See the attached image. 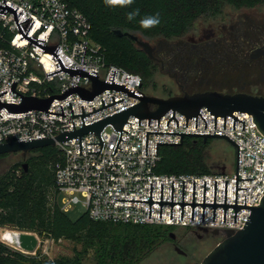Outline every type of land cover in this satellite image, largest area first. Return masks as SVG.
<instances>
[{
	"label": "built area",
	"instance_id": "1",
	"mask_svg": "<svg viewBox=\"0 0 264 264\" xmlns=\"http://www.w3.org/2000/svg\"><path fill=\"white\" fill-rule=\"evenodd\" d=\"M6 3L18 8V21L27 17L35 19L28 35L38 39H46L45 45H61L57 54L60 55L66 66L82 69L87 72H98V78L109 81L112 70L116 71L114 83L126 85L127 88L142 91L143 78L141 75L131 73L116 65H107L104 61L102 46L90 36L92 23L79 9L70 6L68 0H6ZM0 4L5 5L3 0ZM0 23L10 33V38H3L7 46L0 45V96L1 102L20 105L23 97L13 92L14 81L17 82L15 90L24 96H32L39 99L49 98L53 95H62L73 85L93 90V80L83 75H71L65 70L48 75L60 70L58 59H54L50 52H44L38 46L30 47V42L21 38L14 13L10 10L4 14L0 12ZM119 101L95 113L84 117L86 126L109 115L121 111L140 102L137 97L129 96L115 89H105L97 94L92 101L83 99L77 92L65 99H57L51 103L49 111L66 114V116L46 112L40 109H31L25 112H10L6 107H0V145L9 142H22L43 137H56L66 130L74 131L72 122H75L76 130L84 127L82 115L73 117L74 114H86L105 105ZM63 106V109H62ZM151 106L152 110L156 107ZM174 110L167 111L159 119L129 117L122 132L120 145L114 154L120 139L121 132L115 130L112 125H107L101 136L105 142L102 152L100 137L94 133L82 136L83 155H80V137L69 141H57L63 154V160L56 164L55 177L59 194L66 193L62 210H67L73 203L82 202L89 215L94 220L112 221L128 224H163L178 227H188L193 230L208 231L219 230L225 237L226 230L238 231L245 227L252 209H240L237 212L235 222V208L228 207L226 223H224L225 209L216 207L215 221L214 207L196 205L194 208V220H192V205L175 204L173 206V219H171L172 205L164 203L162 218H160L161 205L148 202L119 201L121 199L148 200L151 195V183H153L152 199L161 201L162 183L163 201L172 202V190L174 183V202H183V181L185 180V202H193L194 181H196L195 203H204V181L206 184V203H214L215 181H217V202L225 203L226 181L227 204L236 203V170L231 173L228 167L213 173L203 174H164L156 172L160 161V151L166 145L159 144L157 155V142L183 143L186 138L203 139L204 135H181L148 133V146L146 154L147 131L160 132H188V133H215L226 134L240 145L239 178H254V180H238V204L258 206L264 198V134L249 112L234 111L233 115L243 122L227 115L226 129L225 116H217V128H214L215 115L206 107L200 109L198 114V127L196 116L188 119L175 110L173 118L168 126V121L173 117ZM207 121V127L206 121ZM214 137V136H208ZM223 137V136H219ZM126 140V141H125ZM237 157H238V146Z\"/></svg>",
	"mask_w": 264,
	"mask_h": 264
},
{
	"label": "trees",
	"instance_id": "2",
	"mask_svg": "<svg viewBox=\"0 0 264 264\" xmlns=\"http://www.w3.org/2000/svg\"><path fill=\"white\" fill-rule=\"evenodd\" d=\"M68 1L71 7L81 10L92 23L90 36L102 46L105 63L139 74L146 80L153 74L155 61L131 37L118 36L115 30L140 35L149 41L160 38L173 39L184 35L202 16L223 11L227 7L239 9L264 2V0ZM3 38H10V33L0 23V45L7 46ZM207 142L188 137L182 144L163 146L156 172L213 173L214 171H208L209 167L202 152V143ZM28 154L29 157L25 159L28 170L23 162L21 177L14 174L13 170L0 176L1 227L26 229L30 224L40 234L65 232L81 234L85 247L93 252L91 259L94 264H140L158 244L168 237L172 238L173 229L178 227L94 220L88 211L78 219L72 220L58 202L55 170L56 164L63 160L60 148L46 146L33 149ZM5 251L10 252L0 244V260L6 258L3 256ZM13 254L24 258L20 253ZM40 263L76 264L72 260Z\"/></svg>",
	"mask_w": 264,
	"mask_h": 264
},
{
	"label": "water",
	"instance_id": "3",
	"mask_svg": "<svg viewBox=\"0 0 264 264\" xmlns=\"http://www.w3.org/2000/svg\"><path fill=\"white\" fill-rule=\"evenodd\" d=\"M5 5L0 4V12L6 14L9 10L14 13L15 21L18 24V31L21 32V38H25L30 42V47L38 46L44 52H50L53 55L54 59H58L60 66V70L52 72L48 74L49 76L60 71L65 70L66 72L70 73L71 75H83L93 80V90L89 91L84 87L75 86L73 85L67 91H65L62 95H53L49 98L39 99L32 96H24L23 94L19 93L15 90L17 82L14 81L12 90L15 93L20 94L23 97V101L20 105L14 103H5L1 102L0 100V107H6L10 112L18 113V112H25L31 109H40L46 112L55 113L59 115L66 116L63 113L49 111V107L51 103L54 101L55 98L57 99H65L69 95L74 92L80 94V96L85 99L92 101L94 97L104 91L105 89H115L118 91H123L125 94L129 96L137 97L140 99L139 103H136L130 107H127L121 111H118L112 115H109L101 120H98L92 124L86 126L84 117L95 113L101 109H104L110 105H113L119 101H115L113 97V103L109 105H105L104 99L103 105L104 107L99 108L96 110L93 107L92 112L86 114L84 106L83 107V114H74L72 103H70L71 110L73 117L82 115L84 127L81 129L76 130L75 122L73 123L74 131L66 130L63 133L57 135L56 137H43L32 139L28 141L22 142H9L0 145V155L4 154H13V153H22L24 159H26L27 154L32 151L33 149L43 148L46 146H56L57 141L66 142L75 137H80V155H83V141L82 136L87 133H94L95 135L100 137L101 143H88L90 144H102L100 151H93L89 152V154H99L102 152L104 147V140L101 136V133L105 130L107 125H112L116 131L121 132L119 142L117 147L114 151H116L120 145L122 139V132L124 125L126 122L132 124L128 121L129 117L136 116L140 118L139 125L141 123V118H149L148 125H150L151 118H158L160 126V117L164 115L169 110H174L173 117L168 121V126L170 121L174 118L177 121V127L179 126V121L175 118V110L179 111L183 115L187 117V126H188V119L196 116V127H198V114L201 115L200 109L206 107L212 114L215 115V122L214 128H217V116H225V129H226V120L227 115H230L234 118V129H235V121L243 122V129H245V121L238 119L235 115H233L234 111L240 112H249L254 116V120L258 125L261 132L264 134V96L263 95H253L245 92H238V93H225L221 91H203V92H195V93H185L183 95H175L170 96L168 98H161L152 95H148L145 92L137 91L131 88H127L126 85L121 83H114V78L116 75V71L112 70L111 76L109 81H102L98 78V72L93 70V73L87 72L82 69H77L78 66L75 68L66 66L60 57L57 54L60 44L47 46L45 45L46 39H38L31 37L28 35L31 27L33 26L35 19L31 22L32 17H27L22 21H18L19 14L18 8L11 4L6 3V0H3ZM115 33L118 36L128 35L131 37L137 44L140 46L151 58H153V47L151 44L143 39H141L138 35L130 33V32H123L122 30L118 29L115 30ZM4 93L0 94L2 96ZM156 106L155 110L151 109V106ZM0 108V109H1ZM63 109V106H62ZM1 115V114H0ZM2 116V115H1ZM202 116V115H201ZM3 117V116H2ZM203 117V116H202ZM204 118V117H203ZM205 120V119H204ZM206 121V120H205ZM207 127V121L206 126ZM127 132V131H125ZM129 133V132H127ZM148 133H160V134H177L181 135V140L185 135H204L203 140L207 142L210 138H224L232 145L236 147L238 146V157H237V180H236V203L235 204H227V184L226 181V195H225V203H216L217 202V181H215V199L214 203H206V184L207 181H204V203H195V190H196V181H194V195H193V202H185V180L183 181V202H174V183L173 181V190H172V202L163 201V185L162 183V195L161 201H154L152 199V192H153V183H151V195L150 199L148 200H137V199H121L116 198L119 201H134V202H148L150 204V214L149 218H151V206L153 203H159L161 205V213L160 218H162V208L164 203H169L172 205L171 208V219H173V206L175 204L182 205V220H183V207L186 204L192 205V220H194V208L196 205H203L204 207V214H203V221L205 218V207L206 206H213L214 207V218L215 221V213L216 207L222 206L225 209L224 215V223H226V214L228 207L235 208V222L237 220V212L240 209H252L251 217L248 218L245 227L241 230L234 231V230H226L225 237L204 257L200 264H264V198L260 205H247V195L245 196V205L238 204V189H247L238 187V180H254V178H239V164H240V145H238L234 140H232L226 134H215V133H188V132H160V131H147V143H146V154H147V146H148ZM214 136V137H208ZM223 136V137H219ZM126 141V140H125ZM159 144H182V143H164V142H157V155H158V146ZM24 167L28 170V164L24 163ZM204 232H209L208 230L204 229ZM213 235H219V230H212L210 231ZM16 233V243L17 247L27 251V252H34L38 245V238L34 233H26V232H15ZM171 237L175 238L176 235L171 233ZM179 253H184L183 250L177 248ZM36 264H42L40 262H36Z\"/></svg>",
	"mask_w": 264,
	"mask_h": 264
},
{
	"label": "rangeland",
	"instance_id": "4",
	"mask_svg": "<svg viewBox=\"0 0 264 264\" xmlns=\"http://www.w3.org/2000/svg\"><path fill=\"white\" fill-rule=\"evenodd\" d=\"M232 10L236 15H243L249 19H254L255 22L264 21V2H260L253 7H242L239 9L227 7L223 11H217L197 19L192 27H198L205 18V22H210L218 17H227L229 11ZM189 31V30H188ZM186 32L188 35L189 32ZM141 39L149 42L151 46L157 44L160 38L149 41L148 39L138 35ZM175 39V38H173ZM172 40V39H168ZM156 63V62H155ZM226 69L219 70V77L224 78ZM241 70L237 71V77L240 76ZM203 75V71L200 73ZM222 88V91H235V86H228ZM142 91L148 95L168 98L170 96L181 95L175 80L164 74L158 64L155 65L153 74L146 80L143 79ZM237 91V90H236ZM204 142V140H203ZM203 157L208 165V171H219L221 166L226 165L231 173L236 170L237 161V148L224 138H211L207 143H202ZM29 157L27 154L26 159ZM26 160L22 153H13L7 155L5 158L0 159V176L13 170L14 174L21 177V165ZM54 162V161H53ZM66 193L61 192L58 196V202L61 207L64 206V198ZM54 199V198H53ZM81 202L73 203L67 210L66 214L72 219L76 220L81 215L87 212L80 196ZM26 232L34 233L38 238V245L34 252H27L18 247H15L2 238L4 231ZM210 232V231H209ZM173 233L176 239L168 237L166 240L158 244L155 249L140 263V264H186L188 262L200 264L204 257L222 240V235H213L211 232L208 234L204 231L191 230L185 227H175ZM207 233V234H206ZM190 238L189 243L183 245L180 240ZM177 243L181 250L188 252L185 257L174 248L173 243ZM0 244L7 248L10 252L5 251V259L0 260V264H35L34 262L42 261H57V260H72L76 264H94L91 257L93 256L92 250L85 247L83 236L81 234H74L71 232L65 233H49L40 234L35 231L33 226L26 229H20L10 226H0ZM188 247V248H187ZM12 252V253H11ZM13 252L20 253L24 258H21Z\"/></svg>",
	"mask_w": 264,
	"mask_h": 264
},
{
	"label": "flooded vegetation",
	"instance_id": "5",
	"mask_svg": "<svg viewBox=\"0 0 264 264\" xmlns=\"http://www.w3.org/2000/svg\"><path fill=\"white\" fill-rule=\"evenodd\" d=\"M203 20L198 27H191L188 35L172 40L161 39L152 46V59L162 72L175 80L181 95L224 92L222 88L235 86V91L225 93L264 96V21L255 22L236 15L232 10L225 18L220 16L208 23L205 18ZM222 69L226 72L221 79L218 73ZM239 70L240 76L237 77ZM202 71L203 75L200 74ZM189 239H182L179 243L188 246ZM173 244L175 250L180 248L177 243ZM182 254L188 256L187 251Z\"/></svg>",
	"mask_w": 264,
	"mask_h": 264
},
{
	"label": "bare ground",
	"instance_id": "6",
	"mask_svg": "<svg viewBox=\"0 0 264 264\" xmlns=\"http://www.w3.org/2000/svg\"><path fill=\"white\" fill-rule=\"evenodd\" d=\"M2 238L4 240H6L8 243H10L11 245L17 247V243H16V233L14 231H4L2 233Z\"/></svg>",
	"mask_w": 264,
	"mask_h": 264
}]
</instances>
